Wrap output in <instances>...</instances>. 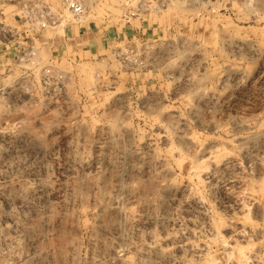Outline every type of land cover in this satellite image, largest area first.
Instances as JSON below:
<instances>
[{"label":"rangeland","instance_id":"374dc122","mask_svg":"<svg viewBox=\"0 0 264 264\" xmlns=\"http://www.w3.org/2000/svg\"><path fill=\"white\" fill-rule=\"evenodd\" d=\"M31 2L59 21L0 52V264H264V0L0 22Z\"/></svg>","mask_w":264,"mask_h":264},{"label":"built area","instance_id":"2783aa9c","mask_svg":"<svg viewBox=\"0 0 264 264\" xmlns=\"http://www.w3.org/2000/svg\"><path fill=\"white\" fill-rule=\"evenodd\" d=\"M65 4L74 17H82L85 14L86 4L84 0H65ZM17 18L18 24L23 23L24 32L22 29L17 30L0 22V52L4 49L16 50L21 46L20 39L35 36L36 32H41L47 28H53L59 21L58 16L53 14L48 6L35 2L24 4ZM32 53L29 54L33 55Z\"/></svg>","mask_w":264,"mask_h":264},{"label":"bare ground","instance_id":"6f19581e","mask_svg":"<svg viewBox=\"0 0 264 264\" xmlns=\"http://www.w3.org/2000/svg\"><path fill=\"white\" fill-rule=\"evenodd\" d=\"M63 24V23H62ZM63 26H64V24H63ZM61 27H62V25H61ZM61 33H63V35H65L64 33H65V31L64 30H62V28H61Z\"/></svg>","mask_w":264,"mask_h":264}]
</instances>
